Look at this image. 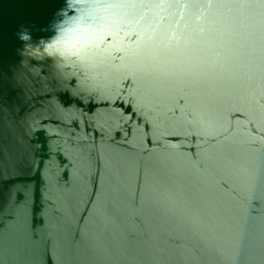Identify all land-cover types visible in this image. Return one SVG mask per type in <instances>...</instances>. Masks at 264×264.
I'll use <instances>...</instances> for the list:
<instances>
[{
	"label": "water",
	"instance_id": "obj_1",
	"mask_svg": "<svg viewBox=\"0 0 264 264\" xmlns=\"http://www.w3.org/2000/svg\"><path fill=\"white\" fill-rule=\"evenodd\" d=\"M111 2L119 7L101 38L105 55L76 87L50 64L22 63L16 53L20 25L44 27L61 0H0L6 122L32 129L26 109L45 85L73 110L110 93L135 112H118L95 141L83 134L92 119L84 114L87 160L69 185L65 216L83 243L55 264H264V0ZM133 67L151 82L143 105L124 89ZM44 132L32 136L40 158L60 150L67 129L49 124ZM42 191L37 228L49 204ZM47 245L34 255L0 242V264H39Z\"/></svg>",
	"mask_w": 264,
	"mask_h": 264
},
{
	"label": "snow or ice",
	"instance_id": "obj_2",
	"mask_svg": "<svg viewBox=\"0 0 264 264\" xmlns=\"http://www.w3.org/2000/svg\"><path fill=\"white\" fill-rule=\"evenodd\" d=\"M128 75L132 78L124 80V89L131 97H135L137 104L143 105L149 98L151 82L139 75L134 67ZM96 87L104 88L105 85L99 83ZM10 94L14 95L15 92L11 91ZM3 96L4 88L0 84V222H6L4 231L0 232V242H4L9 249L23 247L35 255L39 253L41 243L47 240L48 245L39 264H55L66 251L79 248L83 243L79 231L72 232L65 226V216L72 196L69 185L79 178L80 170L87 160L85 145L80 142L79 124L87 113L92 119L88 120L91 124L85 121L83 134L87 136L90 133L93 141L102 140L103 129L116 120L118 112L135 117L133 103L125 104L119 98L113 100L110 93H105L99 102L92 101L86 109L77 105L73 110L63 102L56 86L45 85L35 90L33 102L26 109L32 121V129H38L33 132L32 129L21 131L15 121L6 122ZM49 124L55 128H66L67 133L62 142L57 141L59 151L40 158L32 152V136L35 135L37 139L40 135L47 136L44 128ZM55 135L61 134L57 132ZM116 139H119L118 132ZM43 147L45 145H40V148ZM37 176L39 184L34 182ZM45 187L48 210L45 212L42 206L37 228L34 225L37 195L44 199L42 188Z\"/></svg>",
	"mask_w": 264,
	"mask_h": 264
},
{
	"label": "clouds",
	"instance_id": "obj_3",
	"mask_svg": "<svg viewBox=\"0 0 264 264\" xmlns=\"http://www.w3.org/2000/svg\"><path fill=\"white\" fill-rule=\"evenodd\" d=\"M118 7L111 0H61L44 27L20 25L16 53L22 63H48L66 81L82 87L105 55L101 38L117 22Z\"/></svg>",
	"mask_w": 264,
	"mask_h": 264
}]
</instances>
